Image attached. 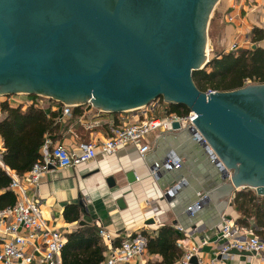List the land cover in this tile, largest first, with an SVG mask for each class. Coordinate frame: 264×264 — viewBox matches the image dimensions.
I'll use <instances>...</instances> for the list:
<instances>
[{"label": "water", "instance_id": "obj_1", "mask_svg": "<svg viewBox=\"0 0 264 264\" xmlns=\"http://www.w3.org/2000/svg\"><path fill=\"white\" fill-rule=\"evenodd\" d=\"M216 1L0 0V95L38 94L112 112L161 95L194 112L189 118L223 165L211 200L230 204L224 199L244 186L264 193V82L201 91L191 79L208 60Z\"/></svg>", "mask_w": 264, "mask_h": 264}, {"label": "crops", "instance_id": "obj_2", "mask_svg": "<svg viewBox=\"0 0 264 264\" xmlns=\"http://www.w3.org/2000/svg\"><path fill=\"white\" fill-rule=\"evenodd\" d=\"M213 9L215 17L220 20V29L217 28L216 34L217 40L226 44L224 51L233 42L237 46L251 44L248 33L253 25L264 31V1L218 0ZM228 14L233 16L231 21L225 19ZM259 45L264 47V38ZM41 98L38 95L33 100L25 93L0 95V101L20 103L23 106L34 104L45 112L55 110L54 118L58 123L56 134H45L44 137L48 136L67 148H72L78 140L99 141L109 134L114 124L131 120L136 115L132 109L112 112L96 108L89 102L73 105L80 109L77 113L72 112L71 108L69 114H63L62 102L47 96L42 98L44 101ZM155 101L158 106V101ZM157 109V114H162L161 105ZM145 141L149 148L143 156L137 153L133 144L125 143L112 152H97L86 161L43 173L39 178L36 195L41 218L48 226L59 230L65 241L66 235L76 227H95L97 244L102 245V257L108 252V244L98 234L99 228L109 232L112 243L118 244L121 238L129 234H141V231L150 234L162 223H169L179 233L175 242L182 252L189 245L197 244L199 264H217L210 259L216 254L215 234L221 216L225 215L234 221L241 216L231 200L233 192L250 188L257 196L264 193H257L254 188L244 186L238 187L228 199H224V203L228 200L230 204L221 205V196L211 200L209 192L221 184L216 181L221 173L210 162L207 150L192 138L187 127L151 129L145 135ZM166 156L177 158L179 165L171 169L160 166L151 174L150 165L155 161L162 162ZM10 171L14 172L12 169ZM23 186L24 192L30 195L32 188L27 184ZM14 198L16 200L15 192ZM195 201H200V207L190 215L185 206ZM67 204L76 205L77 219L64 216ZM218 206L224 207L219 211ZM149 219L152 221L147 222ZM79 220L82 222L79 223ZM173 220L175 223H172ZM175 225H181L183 229L179 230ZM247 225V228L240 226L243 229L241 233L253 232L250 230L253 226L252 218L248 219ZM4 236L0 230V244ZM178 239H182L183 245ZM90 248L77 250L75 254H85L83 250L89 252ZM232 250L230 256L224 259L227 264H256L258 261L246 253ZM145 255V264L148 260L160 259L158 254L149 253L147 248ZM59 258L61 264V254Z\"/></svg>", "mask_w": 264, "mask_h": 264}, {"label": "built area", "instance_id": "obj_3", "mask_svg": "<svg viewBox=\"0 0 264 264\" xmlns=\"http://www.w3.org/2000/svg\"><path fill=\"white\" fill-rule=\"evenodd\" d=\"M232 18L233 16L229 14L225 17L227 21H231ZM235 47L237 44L233 42L228 46V50ZM205 91H212V89ZM73 105L76 104L63 103L61 112L69 114ZM157 108L154 99L137 106L132 109L136 113L133 119L114 124L109 134L103 139L99 141L78 140L72 148L56 143L46 136L39 146L38 159L31 164L28 170L20 174L11 172L3 164L4 148L0 142V165L9 174V185L16 194L13 204L0 209V230L5 235L0 244V264H60L59 254L65 237L59 230L48 226L41 218L36 198L39 178L47 171L86 161L93 158L97 152H112L125 143L133 144L137 153L143 156L149 148L148 142L145 141L147 132L155 128L169 130L177 128L172 127L174 121L178 122L179 127H187L190 130L192 138L200 142L207 150L212 164L218 168L223 166L219 157L189 118L194 115L192 110L181 114L163 109L162 114L158 115ZM4 114H6V109L0 108V118ZM178 165L177 158L166 156L162 162H153L149 172L154 174L160 166L171 169ZM24 184L32 188L30 195L24 192ZM199 207L200 201H195L185 206V209L191 215L193 210ZM175 227L179 230L183 229L181 225H175ZM241 230L243 229L234 219L225 215L221 216L215 234L216 254L210 259L212 263L227 264L224 259L230 256L232 249H235L245 251L248 257L256 258L258 260L256 264H264V239L253 232L241 233ZM98 234L107 242L108 252L97 264H145L146 247L145 237L142 234H129L121 238L118 244H113L111 234L102 228L98 229ZM178 240L183 245L182 239ZM198 251L197 244L189 245V248L185 249L173 264H188L191 256H195L196 263L199 264Z\"/></svg>", "mask_w": 264, "mask_h": 264}, {"label": "trees", "instance_id": "obj_4", "mask_svg": "<svg viewBox=\"0 0 264 264\" xmlns=\"http://www.w3.org/2000/svg\"><path fill=\"white\" fill-rule=\"evenodd\" d=\"M249 41L254 47L237 46L230 50L213 52L201 68L191 71V79L201 90H230L240 87L245 81L264 82V47L259 42L264 38L261 27L252 26L248 33ZM35 100L37 94H29ZM155 100L158 106L166 111L186 113L188 108L179 103L164 102L160 96ZM157 106V107H158ZM0 108L6 109V114L0 118V138L3 152L2 162L20 174L29 169L39 157V146L45 134H56L57 121L55 110L45 112L34 104L23 106L20 103L11 104L0 101ZM78 106L72 107V112H78ZM10 176L0 165V209L14 203V192L9 186ZM241 216L236 218L239 226L247 228L248 219H253L250 230L264 239V195L257 196L250 188H242L233 192L231 198ZM67 219H77L78 210L75 204H67L63 211ZM95 227H76L66 235V241L61 247V264H97L102 260V245L97 244L94 234ZM145 237V246L149 253H156L159 260H148L146 264H170L181 255V248L175 240L179 233L169 223H162L154 232L141 231ZM73 242V244H72ZM91 247V248H90ZM85 250L77 256V250ZM74 252V253H72Z\"/></svg>", "mask_w": 264, "mask_h": 264}, {"label": "rangeland", "instance_id": "obj_5", "mask_svg": "<svg viewBox=\"0 0 264 264\" xmlns=\"http://www.w3.org/2000/svg\"><path fill=\"white\" fill-rule=\"evenodd\" d=\"M217 1L215 2V4L217 3ZM215 16H216V14H215V11L213 9L210 12L208 25H207V34H206V38H205V45H206L205 49H206V52H207L206 54H207L208 58L210 57V55L213 54V52H217L219 50H223L225 48V45H226L225 43L219 42L217 40L216 31H217V28L220 29V20L218 18H216ZM246 46H248V45H246ZM248 83H252V82L247 80V81L244 82V84L242 86H245ZM40 96L42 98H45V96H43V95H40ZM159 96H160L161 99H163L161 95H159Z\"/></svg>", "mask_w": 264, "mask_h": 264}, {"label": "flooded vegetation", "instance_id": "obj_6", "mask_svg": "<svg viewBox=\"0 0 264 264\" xmlns=\"http://www.w3.org/2000/svg\"><path fill=\"white\" fill-rule=\"evenodd\" d=\"M212 10H213V8H212ZM207 25H208V23H207ZM12 94H16V93H12ZM25 94H28V93H25ZM9 95H11V94H9ZM29 95V94H28ZM38 95V94H37Z\"/></svg>", "mask_w": 264, "mask_h": 264}, {"label": "bare ground", "instance_id": "obj_7", "mask_svg": "<svg viewBox=\"0 0 264 264\" xmlns=\"http://www.w3.org/2000/svg\"><path fill=\"white\" fill-rule=\"evenodd\" d=\"M205 52H206V49H205ZM206 56H207V54H206Z\"/></svg>", "mask_w": 264, "mask_h": 264}]
</instances>
